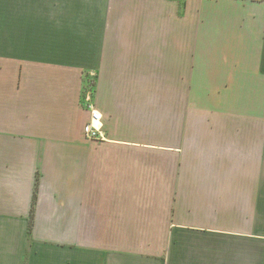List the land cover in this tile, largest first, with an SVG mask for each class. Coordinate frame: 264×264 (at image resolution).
Masks as SVG:
<instances>
[{
	"label": "crops",
	"instance_id": "0c3cea01",
	"mask_svg": "<svg viewBox=\"0 0 264 264\" xmlns=\"http://www.w3.org/2000/svg\"><path fill=\"white\" fill-rule=\"evenodd\" d=\"M0 264H264V0H0Z\"/></svg>",
	"mask_w": 264,
	"mask_h": 264
},
{
	"label": "built area",
	"instance_id": "2783aa9c",
	"mask_svg": "<svg viewBox=\"0 0 264 264\" xmlns=\"http://www.w3.org/2000/svg\"><path fill=\"white\" fill-rule=\"evenodd\" d=\"M91 115L89 120L84 125V135L86 138L91 140H102L105 138L103 132V115L98 110L93 108L90 104L88 105Z\"/></svg>",
	"mask_w": 264,
	"mask_h": 264
},
{
	"label": "trees",
	"instance_id": "16d2710c",
	"mask_svg": "<svg viewBox=\"0 0 264 264\" xmlns=\"http://www.w3.org/2000/svg\"><path fill=\"white\" fill-rule=\"evenodd\" d=\"M38 181H39V179H37L35 197H34V202H33V206H32V209H31L30 230H32V224H33V218H34V204H35V200H36V197H37Z\"/></svg>",
	"mask_w": 264,
	"mask_h": 264
},
{
	"label": "rangeland",
	"instance_id": "374dc122",
	"mask_svg": "<svg viewBox=\"0 0 264 264\" xmlns=\"http://www.w3.org/2000/svg\"><path fill=\"white\" fill-rule=\"evenodd\" d=\"M89 82H90V80H89Z\"/></svg>",
	"mask_w": 264,
	"mask_h": 264
}]
</instances>
